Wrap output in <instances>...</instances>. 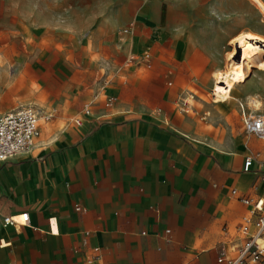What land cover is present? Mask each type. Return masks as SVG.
<instances>
[{
	"label": "crops",
	"instance_id": "crops-1",
	"mask_svg": "<svg viewBox=\"0 0 264 264\" xmlns=\"http://www.w3.org/2000/svg\"><path fill=\"white\" fill-rule=\"evenodd\" d=\"M256 1L264 5V0L179 3L206 12L165 14L152 40L137 50L149 48L154 64L142 83V111L92 105L85 116L83 104L59 112L39 123L30 154L0 163V215L27 212L29 219L16 228L0 221V241L10 243L0 247V264H221L219 250L227 257L236 253L245 236L239 225L250 207L230 190L264 199V167L254 162L243 170L247 155L259 152L262 159L264 142L246 135L220 144L202 129L201 110L193 108L195 115L155 110L175 87L201 85L204 75L219 69L213 57L224 39L228 45L241 33L264 38ZM147 12L145 28L152 32L159 5L152 3ZM177 21L219 24L209 33ZM230 21L250 26L234 34L226 26L220 33ZM77 117L80 125L69 122Z\"/></svg>",
	"mask_w": 264,
	"mask_h": 264
},
{
	"label": "rangeland",
	"instance_id": "rangeland-1",
	"mask_svg": "<svg viewBox=\"0 0 264 264\" xmlns=\"http://www.w3.org/2000/svg\"><path fill=\"white\" fill-rule=\"evenodd\" d=\"M184 1L189 0H0V114L26 103L44 110L56 108L57 114L81 109L83 104L100 105L111 112L142 111L145 105L140 95L142 83L153 74L154 64L147 68L127 59L131 54H139L137 50L142 44L152 40L158 25L164 24L165 14L206 12L195 5H179ZM256 2L263 14L257 6L258 12L264 15V5ZM152 3L159 5V21L148 32L147 10ZM130 22H135L134 30L125 33ZM176 24L187 29L203 28L210 33L219 23L177 21ZM243 24L230 21L219 31L225 33L229 27L230 34H234L235 28L250 26ZM257 25L264 36V21ZM137 36L139 44L135 46L132 43ZM226 42L224 39L213 57L219 62L217 71L226 66L230 50ZM214 73L204 75L201 85L175 87L177 91L159 99L155 113L166 108L178 114L179 107L172 100L181 96L187 101L183 113L195 115L193 108L201 110L202 129L210 130L218 143H229L246 136L239 102H247L249 110H256L257 101L260 105L257 111L264 112V66L249 72L245 83L236 86L232 99L224 103L212 100ZM124 89L125 97L121 96ZM110 96L114 97L112 102L108 101ZM202 103L208 107L201 106ZM222 253L219 250V255Z\"/></svg>",
	"mask_w": 264,
	"mask_h": 264
},
{
	"label": "built area",
	"instance_id": "built-area-1",
	"mask_svg": "<svg viewBox=\"0 0 264 264\" xmlns=\"http://www.w3.org/2000/svg\"><path fill=\"white\" fill-rule=\"evenodd\" d=\"M135 22L128 23L124 29L125 33L134 30ZM152 54L149 48L144 49L139 54H131L128 61L136 65L151 67ZM113 96L108 98L112 102ZM186 99L181 96L176 100L179 110L185 112L184 105ZM90 104H84L81 113L85 116L91 115ZM241 121L246 135L254 137L260 142H264V112L249 110L248 104L239 102ZM57 114V109L36 107L34 104H20L15 109L0 114V163L5 162L19 155L30 154L35 147V139L39 135L40 120L51 121ZM69 122L75 125L82 123L81 117L71 118ZM259 152L249 154L245 157L243 170L249 171L251 165L256 162L264 167V159L259 158ZM230 195L236 197L241 203L250 207V214L245 217L239 225V232L243 235V240L236 247V253L233 257H227L221 254L217 257V262L221 264H259L264 261V199L259 196L249 197L238 193V190L232 188ZM76 210L80 207L76 206ZM28 213L24 212L19 215H0V221L4 226L10 225L20 227L28 222ZM170 229L165 230L169 234ZM85 236L89 231L84 232ZM10 244L9 242L0 241V247ZM87 244V239H83L82 245ZM78 252V248L73 250ZM187 264V263H185Z\"/></svg>",
	"mask_w": 264,
	"mask_h": 264
},
{
	"label": "bare ground",
	"instance_id": "bare-ground-1",
	"mask_svg": "<svg viewBox=\"0 0 264 264\" xmlns=\"http://www.w3.org/2000/svg\"><path fill=\"white\" fill-rule=\"evenodd\" d=\"M228 46L230 50L226 55V66L215 72L213 76L212 100L214 103H224L232 99V91L236 86L245 83L247 74L264 66L263 37L241 33L232 38ZM254 106L256 110H259L260 105L257 101L254 102Z\"/></svg>",
	"mask_w": 264,
	"mask_h": 264
}]
</instances>
